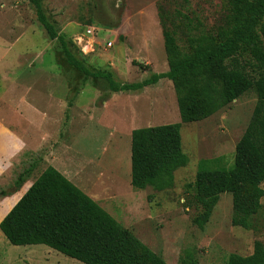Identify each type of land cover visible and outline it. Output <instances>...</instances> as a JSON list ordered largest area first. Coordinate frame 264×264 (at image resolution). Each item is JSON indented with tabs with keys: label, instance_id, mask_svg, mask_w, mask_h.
<instances>
[{
	"label": "rangeland",
	"instance_id": "1",
	"mask_svg": "<svg viewBox=\"0 0 264 264\" xmlns=\"http://www.w3.org/2000/svg\"><path fill=\"white\" fill-rule=\"evenodd\" d=\"M39 1L58 33L79 49L86 67L110 71L121 83L167 71L163 30L175 34L186 54L192 38L216 35L228 14L227 0ZM259 45L264 50V35ZM59 50L58 41L37 22L29 0H0V108L8 115L10 131L19 122L23 130L16 128L17 132H25L22 142L12 137L19 150L9 153L0 172V189L6 192L0 196V220L50 165L66 171L78 188L89 191L167 264H225L230 253L251 254L255 242L264 247V194L248 228L232 225L229 193L220 194L202 228L194 221L200 212L193 187L198 164L209 160L212 168L231 165L235 144L256 103L254 89L203 120L180 123L169 79L139 90L109 91L105 79L84 78L59 64ZM249 59L245 54L238 61L254 78L257 70ZM102 95L107 105L98 101ZM34 104L43 105L45 112H38ZM169 123H180L186 165L174 171L170 188L134 189L131 131ZM30 165H35L30 176L16 183L17 175ZM260 186L264 190V181ZM0 264L83 263L43 244L12 245L0 231Z\"/></svg>",
	"mask_w": 264,
	"mask_h": 264
},
{
	"label": "trees",
	"instance_id": "2",
	"mask_svg": "<svg viewBox=\"0 0 264 264\" xmlns=\"http://www.w3.org/2000/svg\"><path fill=\"white\" fill-rule=\"evenodd\" d=\"M29 2L47 36L60 45L56 56L59 64H66L84 78L105 79L108 90L113 92L139 90L167 78L175 91L180 123L203 120L254 89L256 103L235 144L231 165L212 168L211 161L200 160L193 184L200 205V212L194 217L199 228L208 221L222 193L231 196L232 225L248 228L264 194L260 186L264 181V50L259 45L264 35V0H227L225 24L216 35L201 33L192 38L191 51L186 54L180 51L175 34L163 30L167 71L151 73L132 83L118 82L107 70L88 69L79 49L71 39L58 33L41 2ZM245 54L256 67L254 78L238 61ZM106 100L107 96L102 95L98 101ZM180 123L131 131L130 184L134 189L150 187L161 191L173 185L174 171L187 163L181 146ZM34 168L35 165H30L20 172L16 183H23ZM5 194L0 189V196ZM0 231L12 245L43 244L83 264H167L50 165L1 218ZM225 264H264V247L255 242L251 254L230 253Z\"/></svg>",
	"mask_w": 264,
	"mask_h": 264
},
{
	"label": "crops",
	"instance_id": "3",
	"mask_svg": "<svg viewBox=\"0 0 264 264\" xmlns=\"http://www.w3.org/2000/svg\"><path fill=\"white\" fill-rule=\"evenodd\" d=\"M3 96V93L1 94L0 96V99L2 98ZM56 100V99H55ZM56 103L54 104L55 106L57 105V100L55 101ZM104 105H107V101H104L102 102ZM35 106V104H34ZM37 106V107H36ZM35 107L37 108V111L40 112V113H43L45 112V107H42L37 104ZM35 108V110H36ZM89 108V107H88ZM88 113V109L86 111ZM85 112V113H86ZM37 113V112H36ZM88 115V114H87ZM86 115V116H87ZM90 115V114H89ZM89 115L87 117H89ZM86 117V118H87ZM88 119V118H87ZM86 119V121H87ZM94 120V119H93ZM9 121H8V115L6 114V112H4L3 108H2V105H1V108H0V172L1 170L3 169V166H5L8 162V158H9V153L12 152V151H16V150H19L18 149V145L15 143V141L12 139L13 136L17 137L18 140L20 139V136H24L25 135V132H23L22 134H19L16 130L19 129V130H23L22 126L19 125V122H17V126L15 128V131H10V126H9ZM131 134V133H130ZM20 142L21 139L19 140ZM61 161H59V163H61ZM56 168L59 172H61L66 178H68L71 182H73L68 176L66 173V171H62V169L58 168V167H54ZM80 187V186H79ZM82 188V187H81ZM84 190V189H83ZM85 191V190H84ZM85 193L90 196L92 199H94L95 201L97 200L96 197H94L91 193H89V191H85Z\"/></svg>",
	"mask_w": 264,
	"mask_h": 264
},
{
	"label": "built area",
	"instance_id": "4",
	"mask_svg": "<svg viewBox=\"0 0 264 264\" xmlns=\"http://www.w3.org/2000/svg\"><path fill=\"white\" fill-rule=\"evenodd\" d=\"M87 34H91V30L90 29H87ZM106 45L108 46V47H110L111 45H112V42H110V41H108V42H106Z\"/></svg>",
	"mask_w": 264,
	"mask_h": 264
}]
</instances>
